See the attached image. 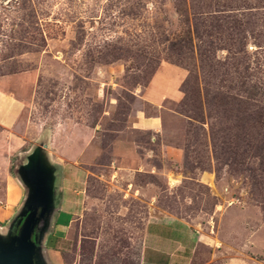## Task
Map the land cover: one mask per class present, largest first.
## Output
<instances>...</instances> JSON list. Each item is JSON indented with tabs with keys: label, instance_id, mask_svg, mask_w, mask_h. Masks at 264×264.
Returning <instances> with one entry per match:
<instances>
[{
	"label": "rangeland",
	"instance_id": "374dc122",
	"mask_svg": "<svg viewBox=\"0 0 264 264\" xmlns=\"http://www.w3.org/2000/svg\"><path fill=\"white\" fill-rule=\"evenodd\" d=\"M162 62L187 71L182 98L165 102L155 138L130 135L153 150L144 168L111 173L117 133L153 112L140 92ZM0 92L22 106L0 129L1 233L16 169L45 143L92 159L85 205L56 244L63 264H137L145 222L162 215L204 235L191 264H264V0H0Z\"/></svg>",
	"mask_w": 264,
	"mask_h": 264
},
{
	"label": "crops",
	"instance_id": "0c3cea01",
	"mask_svg": "<svg viewBox=\"0 0 264 264\" xmlns=\"http://www.w3.org/2000/svg\"><path fill=\"white\" fill-rule=\"evenodd\" d=\"M186 74L187 71L178 65L166 62L159 64L140 92L143 103L153 108V112L150 113L144 108L135 110L126 128L117 133L110 147L111 173L116 174L119 169L140 171L144 168L143 166L139 167V165H143V161H149L153 150L145 149L144 152L139 150L140 145L130 135L139 131L146 134L147 141H150L162 132L163 121L160 113L166 101L177 102L182 98L183 92L180 86ZM21 107V103L16 99L0 92V129L9 132L8 129L15 125ZM163 147L165 148L163 150L164 155L173 156L176 160L180 158V149L170 146ZM49 152V162L56 167V170H54L53 183V211L48 218L49 225L43 238L42 254L47 264H63L61 253L56 244L60 240L70 239L67 235V229L85 205L86 176L88 174L85 164L90 163L92 159L82 161V155L79 156L80 152L73 153L74 156L71 158L70 156L67 158V155L57 154L53 150ZM69 158L72 159L69 161L75 167L74 172L71 173L75 185L69 190L71 193L68 197L70 205L66 211L69 218L61 221L59 214L62 211L61 205L65 200L66 193L63 185L65 178L63 166L66 165V160ZM17 181L21 190L16 184L13 185V192H15L17 200L13 197L11 201L7 200L14 206V209L11 211L3 210L2 220L4 222L2 225L4 227H8L24 203L25 187L19 180ZM21 191L23 193L19 196ZM7 199H9L8 196ZM53 233H57L59 236L55 237L54 242L49 247V237ZM203 242H205L204 235L183 218L171 215L150 217L144 224L142 247L137 264H191L197 247ZM255 247L264 251L261 244H257Z\"/></svg>",
	"mask_w": 264,
	"mask_h": 264
},
{
	"label": "water",
	"instance_id": "95a60500",
	"mask_svg": "<svg viewBox=\"0 0 264 264\" xmlns=\"http://www.w3.org/2000/svg\"><path fill=\"white\" fill-rule=\"evenodd\" d=\"M44 140H42L43 142ZM47 144L27 153V164H19L17 179L25 187L20 212L6 231L0 232V264H47L42 254L43 238L53 211L54 166Z\"/></svg>",
	"mask_w": 264,
	"mask_h": 264
}]
</instances>
